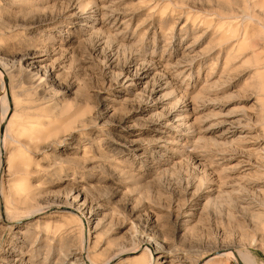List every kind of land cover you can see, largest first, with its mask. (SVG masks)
Returning <instances> with one entry per match:
<instances>
[{"label":"rangeland","instance_id":"1","mask_svg":"<svg viewBox=\"0 0 264 264\" xmlns=\"http://www.w3.org/2000/svg\"><path fill=\"white\" fill-rule=\"evenodd\" d=\"M0 63V264H264V0H0Z\"/></svg>","mask_w":264,"mask_h":264},{"label":"bare ground","instance_id":"2","mask_svg":"<svg viewBox=\"0 0 264 264\" xmlns=\"http://www.w3.org/2000/svg\"><path fill=\"white\" fill-rule=\"evenodd\" d=\"M21 9V8H20ZM0 65H1V68H2V71L4 72V75H1V77L3 78L4 76H6V77H8V73H7V69H6V67H5V65H3V64H1L0 63ZM5 98V97H4ZM9 107H6V110H5V112H4V116H3V121H2V123H4V122H6L7 123V126H8V124H9V122H10V120H11V118H12V114L11 113H9ZM12 110V109H11ZM11 112V111H10ZM8 129V128H7ZM7 134H5V132H4V136H3V138L0 140V145L3 147H1L0 146V149H1V153H2V155H4V153H3V150L5 151V149L6 148H4V146H5V141L7 140ZM9 137V136H8ZM84 214V213H83ZM82 213H80V216L87 222V220H86V217L83 215ZM29 217V216H28ZM29 219V218H28ZM89 241V237H88V239H87V242ZM87 246V245H86ZM87 248V247H86ZM88 249V248H87ZM148 249V248H147ZM227 249H221L219 252H223L220 256H222V257H231V253L230 252H228V251H226ZM149 251V264H152L153 263V254L155 253V250L154 249H150V250H148ZM225 251V252H224ZM230 251V250H229ZM136 253V252H135ZM234 253V252H233ZM126 254V253H125ZM125 254H119V255H116L115 257H113L112 259H110L109 261H107L105 264H111L114 260H118L120 257H122V256H124ZM131 254H134V253H131ZM237 254V255H236ZM234 253V260H236V261H240L242 264H253L252 262H251V260L249 259V257L248 256H246V255H244V254H239V253ZM88 255V254H87ZM160 257L158 256L157 258H156V260L157 259H159ZM86 260H88L89 262V264H95L91 259H89V257H88V259L86 258ZM154 264V263H153Z\"/></svg>","mask_w":264,"mask_h":264},{"label":"water","instance_id":"3","mask_svg":"<svg viewBox=\"0 0 264 264\" xmlns=\"http://www.w3.org/2000/svg\"><path fill=\"white\" fill-rule=\"evenodd\" d=\"M240 262V261H239ZM241 263V262H240Z\"/></svg>","mask_w":264,"mask_h":264}]
</instances>
